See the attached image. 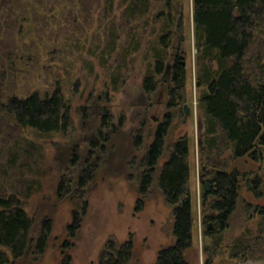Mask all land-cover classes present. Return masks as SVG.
<instances>
[{
	"label": "rangeland",
	"instance_id": "1",
	"mask_svg": "<svg viewBox=\"0 0 264 264\" xmlns=\"http://www.w3.org/2000/svg\"><path fill=\"white\" fill-rule=\"evenodd\" d=\"M13 1L14 29L23 32L14 35L19 56L14 55L16 68L12 76L7 74L0 81L1 88L18 98L36 92L46 96L60 88L74 121L71 131L42 134L18 128L8 115L0 117V198L15 195L34 221L32 250L18 264H62L67 257L69 264H97L110 240L117 246L132 240L130 264H156L160 250L174 243L173 208L160 189L159 177L171 148L182 137H188L190 144L193 194L194 237L189 261L264 264V246L250 254L232 253L240 237L255 239L263 233L264 151L257 160L250 156L232 159L230 151L223 155L230 162V171L239 173V199L220 248L205 254V246L213 242L204 236L201 197L210 171L200 159L205 139L198 106L193 0ZM2 10L0 4V16ZM164 35L166 41L162 42ZM168 42L165 64H171L179 53L185 59L188 115L183 106L168 108L169 80L164 73L156 74V49ZM147 77H154L158 85L154 93L144 89ZM168 115L173 119L164 154L155 168L153 184L143 196L144 160L159 124ZM105 118L109 124L103 128ZM139 136L143 138L138 147ZM91 151L98 169L84 198L75 190L60 197L62 177L76 181ZM74 155L78 156L76 166H72ZM140 200L143 205L137 209ZM85 204L81 227L71 238L68 226L75 212L82 214ZM46 220L53 222V230L41 255L34 247Z\"/></svg>",
	"mask_w": 264,
	"mask_h": 264
},
{
	"label": "trees",
	"instance_id": "2",
	"mask_svg": "<svg viewBox=\"0 0 264 264\" xmlns=\"http://www.w3.org/2000/svg\"><path fill=\"white\" fill-rule=\"evenodd\" d=\"M193 2L196 17L194 36L198 50L197 84L200 89L198 106L204 119L205 139L201 145L200 159L201 165L210 171L206 176L210 191L204 188L201 197L204 236L213 242L212 246H205V254L209 256L210 252L214 253L220 248L223 233L229 225L239 199V173L230 171V162L222 159L223 155L230 151L232 159L250 156L257 160L264 151V0H193ZM12 3L13 0H0L3 7V15L0 16L2 83L7 74L13 75L16 68L14 55L17 58L19 50L14 35L20 36L23 32L22 29L17 31L14 29L16 8ZM166 37V35L161 37L162 42L166 41ZM162 46L161 49H156L158 55L156 74L164 73L169 80L168 108L172 110L183 106L185 114L184 105L187 103L185 59L179 53L171 64H165V48L169 46V42L162 43ZM180 52H183L182 48ZM157 86L154 77H147L144 80V89L147 93H154ZM68 105L60 88L46 96L36 92L26 98H18L9 96L0 86V117L2 115L12 117L20 129L29 128L42 134L71 131L74 128V121ZM172 119L173 116L168 115L167 119L159 124L155 139L144 160L147 172L141 182L140 194L143 196L153 184L155 168L164 154ZM108 124L105 118L103 128ZM142 138V136L137 138L138 147ZM93 144L94 147H98L96 142ZM93 152L89 154L76 181L67 175L62 177L58 188L60 197L69 196L75 190L84 198L85 190L98 169L93 160ZM189 153L188 137L180 138L171 148L170 157L159 177L160 189L167 203L173 208L174 243L160 250L156 264H192L188 259L194 237ZM77 163L78 156L74 155L72 165L76 166ZM142 205L140 200L137 209ZM86 209L87 204L81 215L74 213L73 221L68 226L71 238L76 237ZM261 214L264 217V208ZM33 227L34 221L19 198L15 195L0 198V264H18L30 253L33 247L31 236ZM52 230L53 222L44 221L34 247L41 255L46 252ZM260 232H263L262 235L255 239L244 236L237 239L232 247L234 256H238V253L250 254L259 246H264V228H260ZM68 244L69 242L65 245ZM133 251L132 240L120 246L110 240L101 252L97 264H130ZM69 262L70 259L67 257L62 264ZM206 264H209V261Z\"/></svg>",
	"mask_w": 264,
	"mask_h": 264
},
{
	"label": "water",
	"instance_id": "3",
	"mask_svg": "<svg viewBox=\"0 0 264 264\" xmlns=\"http://www.w3.org/2000/svg\"><path fill=\"white\" fill-rule=\"evenodd\" d=\"M194 21H196V17H194ZM184 110H185V114L188 115L190 112L189 106L185 105ZM206 189H207V191H210V185L208 183L206 184Z\"/></svg>",
	"mask_w": 264,
	"mask_h": 264
},
{
	"label": "bare ground",
	"instance_id": "4",
	"mask_svg": "<svg viewBox=\"0 0 264 264\" xmlns=\"http://www.w3.org/2000/svg\"><path fill=\"white\" fill-rule=\"evenodd\" d=\"M204 49V48H203ZM213 54V53H212ZM186 55V54H185ZM211 55V54H210ZM187 56V55H186ZM207 56H209V54L208 55H206V57ZM205 58V57H204ZM203 59V58H202ZM243 60V59H242ZM244 61V60H243ZM203 66V65H202ZM243 67V66H242ZM181 68V67H180ZM184 70V69H183ZM165 72V71H164ZM185 72V71H184ZM205 72H206V70H205ZM243 73V72H242ZM201 74V73H200ZM200 77V76H199ZM210 77H212L211 75H210ZM203 80V79H202ZM204 81V80H203ZM202 84H204V83H202ZM206 85V84H205ZM170 86V85H169ZM156 89V88H155ZM175 91V90H174ZM177 93V92H176ZM204 94V93H203ZM177 99V98H176ZM181 100V99H180ZM180 103V102H179ZM199 105H200V103H199ZM69 106V105H68ZM203 114H205V113H203ZM206 121H207V119H206ZM102 131V130H101ZM186 136V135H185ZM208 152V151H207ZM207 157V156H206ZM204 162V161H203ZM202 163V162H201ZM73 166V165H72ZM89 166V165H88ZM91 168V167H90ZM216 168V167H215ZM214 171V170H213ZM207 172V171H206ZM209 184V183H208ZM190 192V191H189ZM193 195V194H192ZM4 197V196H3ZM72 197V196H71ZM73 198V197H72ZM72 198L70 199V200H72ZM210 210V209H209ZM209 212V211H208ZM77 213V212H76ZM211 225V224H210ZM240 255V254H239ZM247 255V254H246ZM235 258V257H234ZM133 260V259H132Z\"/></svg>",
	"mask_w": 264,
	"mask_h": 264
},
{
	"label": "flooded vegetation",
	"instance_id": "5",
	"mask_svg": "<svg viewBox=\"0 0 264 264\" xmlns=\"http://www.w3.org/2000/svg\"><path fill=\"white\" fill-rule=\"evenodd\" d=\"M185 111V110H184ZM186 115V114H185Z\"/></svg>",
	"mask_w": 264,
	"mask_h": 264
}]
</instances>
